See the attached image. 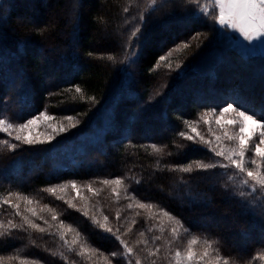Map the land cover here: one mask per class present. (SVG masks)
<instances>
[{"label": "trees", "instance_id": "trees-1", "mask_svg": "<svg viewBox=\"0 0 264 264\" xmlns=\"http://www.w3.org/2000/svg\"><path fill=\"white\" fill-rule=\"evenodd\" d=\"M203 2L0 0V119L66 129L0 131L2 264H264V190L203 120L227 104L264 119V54L227 44ZM73 182L82 196L56 192Z\"/></svg>", "mask_w": 264, "mask_h": 264}, {"label": "snow or ice", "instance_id": "snow-or-ice-1", "mask_svg": "<svg viewBox=\"0 0 264 264\" xmlns=\"http://www.w3.org/2000/svg\"><path fill=\"white\" fill-rule=\"evenodd\" d=\"M210 3L213 4V8L211 9L212 18L215 22H217L219 25L224 26L225 28H231L233 30H238V32L244 37V39L248 41L255 40L257 38H264V0H210ZM218 9V12H217ZM205 14L209 13V9L206 7L203 9ZM133 35H136L133 33ZM163 60L164 58L161 57ZM77 92H80L79 88H76ZM237 111V115L239 117L238 120H227L224 121V124L227 125H236L239 124V135L237 136H228L227 138L229 140H237L238 141V148L237 149H229L228 154L225 155V151H216L213 149L212 151L215 152L217 156L225 157L229 161V163L234 166L236 169H238L240 172H245L246 169L244 167V156L245 151L249 147V142L253 140L254 136H259V143L254 146L255 155L259 156L261 158H264V148L261 147L262 144H264V119L257 120L254 119L252 115H248L246 111L244 110H237L234 108L233 104H227L226 107L222 108L220 110V117H223L224 113L229 111ZM41 116L45 120H51L53 119L50 116H47L44 113H41ZM38 118H33L32 120L27 121L25 124H21L16 128L17 132L22 131L25 128H28L31 125H34L36 123V120ZM71 119V118H69ZM3 121H0V124H3ZM217 124H221V119L217 118L216 120ZM51 127V125H49ZM13 125L9 124L7 128H4V131H8L9 128H12ZM56 130L55 128L53 129ZM66 129L63 126L59 127V131H65ZM195 131V129H193ZM11 134V133H9ZM181 136H184V133H180ZM227 135V133H225ZM54 137H48V139H52ZM189 140H192V136L186 137ZM16 140L23 141L26 144H33V143H43V140H40L38 138H32L29 135H19L17 134L15 136ZM203 140V137L200 138ZM217 140H219V137H217ZM207 143V141H205ZM13 148L16 147V145H12ZM252 163H255V161H252ZM201 168L207 169V168H214L216 165L214 164H201L198 165ZM223 167H228V165H223ZM190 168H185L184 171H190ZM247 177L251 178L252 181H254L255 186H259L260 188H264V174H261L260 172H252L247 171ZM104 184H121L122 181L120 179H116L113 181L105 180L103 181ZM245 184L248 183L247 180L244 181ZM72 187L75 188L76 185L73 182ZM49 191H54V189H49ZM115 191V189H113ZM26 199V198H25ZM5 203L10 204L11 201L6 200ZM13 207H16L18 209V205H13ZM129 207H132L130 204ZM140 208L145 207H151V205H145L140 204ZM31 211V210H30ZM19 214V213H17ZM167 214V213H165ZM32 215L35 216L36 212L32 211ZM87 215V213H85ZM54 220L56 219L55 216L52 217ZM107 219V217H105ZM25 223L28 224L29 227L33 229H38L39 231L43 232L45 229L41 228L38 224L33 223L31 220L28 219V217H24ZM11 227H17V225L12 224ZM22 227V225H21ZM100 227H103V225H100ZM108 232H111L112 229L108 228ZM197 241L193 239L189 244V250L186 254L185 259L188 261L193 260L194 253L191 251V246L196 244ZM207 243V241H205ZM126 246V245H125ZM132 249L128 248V252L131 253ZM113 256L117 255V253H112ZM177 256L180 255L179 252L176 253ZM205 256L208 255L207 251L204 253ZM217 261L221 259V257L217 256ZM224 264H228V261L225 260Z\"/></svg>", "mask_w": 264, "mask_h": 264}, {"label": "rangeland", "instance_id": "rangeland-1", "mask_svg": "<svg viewBox=\"0 0 264 264\" xmlns=\"http://www.w3.org/2000/svg\"><path fill=\"white\" fill-rule=\"evenodd\" d=\"M206 7L210 10L208 14H205V12L203 11V9H205ZM212 8H213V4L210 3V0H204L198 12L205 14V15H209L211 13ZM217 12H218V9H217ZM18 21L24 24L26 22H33V19L30 17H22V18H19ZM219 27H220L221 33L225 36V40L227 41V44L235 48L242 55L251 56V55L264 54V38H257L255 40L248 41L244 39V37L238 32V30H233L231 28H225L224 26H221V25H219ZM42 113L53 118L52 115L46 112H42ZM248 115H251V114H248ZM252 116L254 117V119L260 120L256 116L254 115ZM33 118H38L34 125H31L28 128H25L20 132L16 131V128L19 125L25 124L27 123V121L32 120ZM217 118L221 119V124L216 123ZM238 119L239 117L237 115L236 110L224 113L223 117H220V110L219 111L213 110V111H209L205 113V115L203 116V120L206 122V125L208 126V132H209V135H207L208 142L210 143L211 147H213V149H215L216 151L224 150L225 155H227L229 149L238 148V141L235 139L229 140L227 137L239 135V124L227 125L223 123L224 121H227V120H238ZM0 121L4 122L3 124H0V131H4L3 129L7 128L9 124L13 125V127L9 128L8 131H4L6 134L10 136V138H13V139H15V136L19 134V135H29L32 138H38L40 140L46 141V140H49L48 137H53V135L57 131H59V123L56 120H54V118L51 120H45L41 116V113L21 123L9 122L6 119H0ZM49 125H51V127ZM54 128L56 129L55 131L53 130ZM197 132L198 131L196 130L195 133ZM225 133H227V135H225ZM217 137H219V140H217ZM259 142L260 141H259L258 135L254 136L253 140L249 142V147L246 149L245 156H244V161H245L244 167L246 171L241 172L244 178L247 179L248 185L251 188H254L253 187L254 181H252L251 178L247 177V171H252L254 173L260 172L261 174H264V158L256 156L255 150H254V146L258 144ZM261 147L264 148V144H262ZM218 159L221 162L231 165L229 161L225 159V157L218 156ZM252 161H255V163H252ZM3 177H7V175L3 174ZM72 184L73 183L59 185L58 187H56V192L69 194L71 196L73 195L75 197L82 196V192H80L82 191L81 187L75 184L76 187L73 188ZM255 187L260 188L259 186H255ZM260 189L264 190V188H260ZM115 199L117 198H113V200ZM0 264H2L1 259H0Z\"/></svg>", "mask_w": 264, "mask_h": 264}]
</instances>
